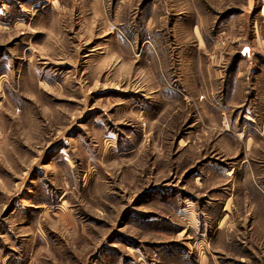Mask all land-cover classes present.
I'll return each mask as SVG.
<instances>
[{"label":"rangeland","instance_id":"rangeland-1","mask_svg":"<svg viewBox=\"0 0 264 264\" xmlns=\"http://www.w3.org/2000/svg\"><path fill=\"white\" fill-rule=\"evenodd\" d=\"M0 264H264V0H0Z\"/></svg>","mask_w":264,"mask_h":264}]
</instances>
